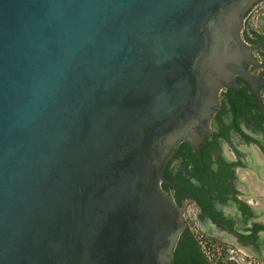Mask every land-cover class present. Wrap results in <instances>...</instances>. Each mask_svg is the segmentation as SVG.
Instances as JSON below:
<instances>
[{
    "label": "water",
    "instance_id": "1",
    "mask_svg": "<svg viewBox=\"0 0 264 264\" xmlns=\"http://www.w3.org/2000/svg\"><path fill=\"white\" fill-rule=\"evenodd\" d=\"M259 0H0V264H165L161 187L244 62Z\"/></svg>",
    "mask_w": 264,
    "mask_h": 264
},
{
    "label": "flooded vegetation",
    "instance_id": "2",
    "mask_svg": "<svg viewBox=\"0 0 264 264\" xmlns=\"http://www.w3.org/2000/svg\"><path fill=\"white\" fill-rule=\"evenodd\" d=\"M241 34L253 48L244 62L253 78L236 75L204 140L180 141L163 166L161 187L185 220L165 264H218V255L264 264V0L247 11Z\"/></svg>",
    "mask_w": 264,
    "mask_h": 264
},
{
    "label": "rangeland",
    "instance_id": "3",
    "mask_svg": "<svg viewBox=\"0 0 264 264\" xmlns=\"http://www.w3.org/2000/svg\"><path fill=\"white\" fill-rule=\"evenodd\" d=\"M219 256V257H218ZM217 256V262L218 264H238L237 261H234V260H229L227 257L224 258L223 255H218ZM237 259L241 262V256H237ZM234 261V262H233ZM257 263V262H256Z\"/></svg>",
    "mask_w": 264,
    "mask_h": 264
}]
</instances>
